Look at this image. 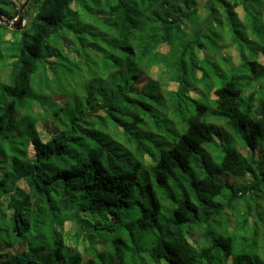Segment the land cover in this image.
I'll return each mask as SVG.
<instances>
[{
    "label": "trees",
    "instance_id": "obj_1",
    "mask_svg": "<svg viewBox=\"0 0 264 264\" xmlns=\"http://www.w3.org/2000/svg\"><path fill=\"white\" fill-rule=\"evenodd\" d=\"M24 18L0 24V264H264V0H32ZM210 112L252 153L225 149L222 177Z\"/></svg>",
    "mask_w": 264,
    "mask_h": 264
},
{
    "label": "rangeland",
    "instance_id": "obj_2",
    "mask_svg": "<svg viewBox=\"0 0 264 264\" xmlns=\"http://www.w3.org/2000/svg\"><path fill=\"white\" fill-rule=\"evenodd\" d=\"M25 2V1H24ZM232 51V50H231ZM234 58L237 59V56L234 55ZM263 64V62L261 61ZM217 88L220 87V85H216ZM207 123L215 126V131L213 134L214 143L210 144L209 147H207L206 154L208 161H210V167L211 169L216 173V175L220 176V173L222 174V169L220 166V159L223 156L225 149L235 148L238 153H241L242 156L250 159L252 157V153L247 149L245 144V132L243 128L239 125H237L234 122L226 121L224 119H221L216 112H210ZM28 139L29 136L26 135L25 137V145L28 146ZM31 147V146H30ZM31 150V149H29ZM222 154V156H220ZM219 156V160H218ZM258 157V156H257ZM259 158V157H258ZM261 160V159H260ZM224 174L221 175V177ZM192 175H186V179L190 181ZM245 181H238V185H243ZM159 194V191H157ZM159 198L161 199V202L163 205H168V203L164 200L162 193L160 192ZM242 240L241 243H239V247L241 244H243L247 239H250L247 235L242 234ZM113 238V234L108 237V240H111ZM253 245L252 239H250ZM209 244V243H208Z\"/></svg>",
    "mask_w": 264,
    "mask_h": 264
},
{
    "label": "water",
    "instance_id": "obj_3",
    "mask_svg": "<svg viewBox=\"0 0 264 264\" xmlns=\"http://www.w3.org/2000/svg\"><path fill=\"white\" fill-rule=\"evenodd\" d=\"M31 1L32 0H25V2L21 6L17 19L6 20L0 15V24L4 25L5 27L13 31L24 30L26 28L24 12L26 11Z\"/></svg>",
    "mask_w": 264,
    "mask_h": 264
}]
</instances>
